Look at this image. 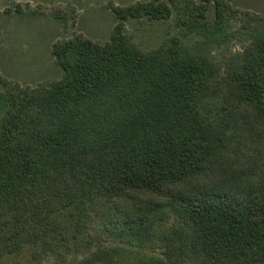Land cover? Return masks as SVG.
Wrapping results in <instances>:
<instances>
[{
    "label": "trees",
    "instance_id": "16d2710c",
    "mask_svg": "<svg viewBox=\"0 0 264 264\" xmlns=\"http://www.w3.org/2000/svg\"><path fill=\"white\" fill-rule=\"evenodd\" d=\"M112 8L105 45L54 44L51 86L0 71V264H67L80 242L71 264H264V35L218 60L249 17L227 0ZM174 13L204 40L146 53L125 32Z\"/></svg>",
    "mask_w": 264,
    "mask_h": 264
},
{
    "label": "rangeland",
    "instance_id": "374dc122",
    "mask_svg": "<svg viewBox=\"0 0 264 264\" xmlns=\"http://www.w3.org/2000/svg\"><path fill=\"white\" fill-rule=\"evenodd\" d=\"M145 1L153 0H0L1 75L24 87L51 86L64 76L52 52L56 42L81 34L93 43L105 45L111 40L117 24L112 7ZM192 1L196 5L204 2ZM227 1L240 11L249 13V17L231 26L230 33L235 34L233 38L212 49L218 60L241 50L255 34L264 35V0ZM207 18L210 23L214 22L211 5ZM179 21L176 13L167 21L131 19L125 32L146 53L175 37L189 47L204 40L199 33L181 28ZM86 254V243L80 242L69 255L67 264ZM53 260H31L30 253L24 252L6 258L1 264H55Z\"/></svg>",
    "mask_w": 264,
    "mask_h": 264
}]
</instances>
